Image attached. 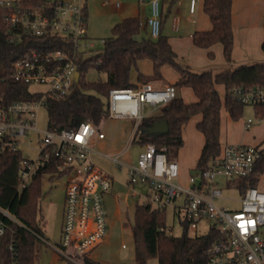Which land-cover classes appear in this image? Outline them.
<instances>
[{"label": "built area", "instance_id": "2783aa9c", "mask_svg": "<svg viewBox=\"0 0 264 264\" xmlns=\"http://www.w3.org/2000/svg\"><path fill=\"white\" fill-rule=\"evenodd\" d=\"M148 5V15L142 24L151 37L162 32V0H139ZM84 0H53L36 6L21 0H0L7 10L6 19L17 27L12 39L21 41L24 35L54 36L64 39L71 50L65 48L33 50L13 63V76L25 83L47 85L39 99L16 100L0 106V141L3 147L20 149V143L31 132L43 133L36 160L24 156L20 170L21 187L31 180L41 163L50 155L57 158L58 173L67 175L65 205L60 242L51 243L41 237L59 255L77 262L75 255L90 253L109 233L107 195L114 177L94 160L99 153L110 158L118 168H125L127 185H146L141 203L166 210L172 207L181 223L197 231L202 221L208 223L205 234L215 233V240L207 249L206 264H264V190L257 185L241 190L242 179L253 174L261 157L262 146L227 143L205 169L196 168L185 181L180 179V166L171 158L165 145L143 142L137 160H124L121 155L130 144L139 141L145 131L141 122L153 112L161 110L177 97L175 83L156 86L142 82L131 87L111 88L107 96L108 117L129 119L133 128L129 143L115 154L96 150L95 143L105 137L101 127L91 121L81 122L73 129H46L37 126L38 110L45 107L48 96L65 94L75 83L78 56L93 47L88 37L84 15ZM196 0H191L190 11H195ZM174 28H178L174 21ZM101 43L105 38L99 39ZM235 100L244 105L264 104V82L251 86L236 85L230 90ZM148 107V108H147ZM252 118L246 126L250 127ZM221 180L225 181L221 185ZM224 186L237 189V206L218 203L223 198ZM7 213V211H4ZM161 229L168 230V226ZM171 229V228H169ZM4 226L0 225V235ZM204 234V235H205ZM15 254L14 243L8 245Z\"/></svg>", "mask_w": 264, "mask_h": 264}, {"label": "trees", "instance_id": "16d2710c", "mask_svg": "<svg viewBox=\"0 0 264 264\" xmlns=\"http://www.w3.org/2000/svg\"><path fill=\"white\" fill-rule=\"evenodd\" d=\"M21 1L25 5L36 6L53 0ZM232 3L233 0H204V11L209 15L212 27L209 30H196L192 35L194 44L199 47L209 48L221 42L229 65H232L234 46ZM6 14L7 10L0 6V106H7L16 100L39 99L43 95L42 92L31 91L29 83L14 78L12 66L16 60L33 50H71L67 41L54 36L24 35L21 41L13 40L12 33L18 28L9 23ZM84 15L87 22V4L84 6ZM166 16L167 14H162V32L157 38L150 36L140 15L127 16L113 25L112 34L105 38L102 51L86 57L79 54V82H75L69 92L56 93L45 99L48 128L73 129L84 121H91L101 127L109 114L107 100L103 98L107 99L111 88L131 87L152 79H162V68L168 64L179 74L176 86L191 87L196 100L188 102L177 96L158 113L143 119V129L159 119H166L169 130L157 135H149L144 131L139 142L165 145L169 156L174 158L184 143V125L192 116L201 114L196 128L203 134L204 144L196 168H207L209 161L221 150L222 106H225L234 120L239 119L243 113L245 105L234 99L230 94L231 88L264 82V61L230 66L217 72H196L188 64L179 61L169 37L163 33ZM262 48L264 50V40ZM208 55L214 57L212 51ZM145 59L152 62V72L149 74L143 73L139 68V61ZM90 68H95L105 77L94 81L86 80L85 72ZM133 71H136V80H132ZM219 84L225 86L223 99L217 88ZM253 107L256 115L264 119V104ZM23 159L21 149L3 147L0 141V225L4 226V232L0 235V264H35L40 259L38 241L43 237L39 219L40 201L44 194L42 180L46 174L58 172V161L51 154L47 162L37 167L27 185L21 187L20 170ZM263 172L264 146L255 171L242 179L241 190L257 185ZM134 220L135 259L139 264H148V260L154 257L159 264L207 263V249L215 240V233L191 235L188 224L185 223L181 235L170 234L161 229L167 226L166 210L144 203L136 205ZM11 242L15 247L14 255L8 247ZM84 264L101 262L85 256Z\"/></svg>", "mask_w": 264, "mask_h": 264}, {"label": "rangeland", "instance_id": "374dc122", "mask_svg": "<svg viewBox=\"0 0 264 264\" xmlns=\"http://www.w3.org/2000/svg\"><path fill=\"white\" fill-rule=\"evenodd\" d=\"M88 9V21H87V34L93 41V47L90 50H86L85 57L98 53L103 50V43L100 42V38L109 37L112 34L113 25L119 21L123 15L124 3L127 0H84ZM134 1V0H131ZM136 7H137V1ZM255 4L254 12L252 13V25L251 30L244 35L238 37L233 47V61L232 64H236L241 58L246 55L256 56L255 62L264 61V50L262 48V39L264 36V23L261 19V9L264 7V0H252ZM117 3L120 6H117ZM190 0H175L172 11L166 12L167 16L163 26V33L176 42L177 49H175L185 59L187 57H194L196 62V53L198 51H204L205 48L199 47L191 40L190 33H193L195 29H199L202 26L205 15L202 10V0H197V14L195 18L198 23L188 20ZM134 4V5H135ZM257 6V9H256ZM134 12L137 13V8ZM144 20V14L141 13ZM179 16L181 20L178 22L179 28L173 27L174 16ZM261 20V22H260ZM221 45V44H219ZM220 51H216L214 48V59L209 60L211 66H219L225 62L221 48ZM198 54V53H197ZM204 54V55H205ZM179 56V61L182 62V57ZM207 57V55H206ZM140 69L149 71L151 66L150 60L139 61ZM236 66V65H234ZM103 73H99L95 68H90L85 72V79L88 81L98 80L104 78ZM177 71L174 68L167 70L166 78L169 80H176ZM132 79H136V71L132 73ZM156 79L149 80L152 82ZM48 87L44 84L32 83L30 84L31 91H44ZM222 99L225 96V89L219 90ZM193 90L189 86H179L177 96L183 97L186 101L193 100ZM103 99L106 100L104 97ZM148 108V107H147ZM159 111L153 112V114ZM201 114L192 116L183 127V140L184 143L178 153V159L182 164L188 159L191 160L189 165L192 168L183 166L181 168V181H185L187 175L195 172V165L197 159L195 158L200 145L203 144V136L201 132L196 128V123L200 120ZM248 118H252L251 126L248 128L246 123ZM264 119L256 115L255 109L252 105H245L241 117L237 120H232L228 111L222 106V130L221 141L227 136L229 142L233 140L237 143L243 144H260L264 146V131L256 130L260 124H263ZM37 126L42 132L48 129V113L45 107H41L38 110ZM104 131L105 137L98 139L95 143L97 151L108 154H115L122 150L128 143L133 128V122L129 119L110 118L108 117L101 125ZM263 130V129H262ZM259 134L257 140L253 141L252 138L255 134ZM43 133L31 132L20 143V149L23 155L29 159L36 160L39 155L41 142L40 138ZM262 134V135H260ZM141 139V136L140 138ZM142 149V143L135 141L130 144L126 151L121 155L124 160L136 161L140 150ZM94 160L102 169L109 172L114 177L113 187L110 191V195H107V206L109 211V235L105 239L104 243L98 245L90 254L96 255L98 261L105 264H139L135 259L136 244L133 234L134 225V211L138 203L142 202V194L146 192L145 185L141 183L127 185L128 174L126 169L118 168L116 164L108 157L102 154H94ZM54 175V176H53ZM67 175L58 174V172L48 173L42 180L43 196L40 201V213L39 219L42 224L43 237L49 240L51 243L60 242L61 230L63 223V213L65 205V191H66ZM221 185L225 184V181L221 180ZM259 188L264 190V172L260 175ZM240 196V192L237 189H229L224 186L223 198L218 199V203L227 206H237L239 203L235 199ZM166 223L168 226L167 232L173 235H181L184 232V225L181 223L178 215L174 212L172 207L166 209ZM171 228V229H169ZM208 231V223L202 221L198 225V230H189L191 235H204ZM38 248L40 252V259L35 264H76L75 262L68 263V259L55 254V250L50 245H47L43 240L38 241ZM78 263H84L85 255H75L76 252H71ZM148 264H159L156 257L148 260Z\"/></svg>", "mask_w": 264, "mask_h": 264}, {"label": "crops", "instance_id": "0c3cea01", "mask_svg": "<svg viewBox=\"0 0 264 264\" xmlns=\"http://www.w3.org/2000/svg\"><path fill=\"white\" fill-rule=\"evenodd\" d=\"M256 2H257V0H255ZM136 1L134 0V1H131V0H127V2H125L124 4V10H126V12L124 11V12H122V15H123V17L121 18V19H123V18H125V17H127V16H136V15H140L141 17H142V15H141V13H143L144 14V20H143V18H142V21H145V19H146V17H147V15H148V5L147 4H144V3H141L139 0L137 1V7H136ZM175 3V0H162V7H163V13H165L166 14V12H167V10L168 11H172V7H173V4ZM135 4V5H134ZM190 5H191V0H190V3H189V7H188V11H189V16L187 17L188 18V20H190V21H192V22H194L195 24H197L198 23V20L195 18V15L197 14V0H196V5H195V11L194 12H191L190 11ZM117 6L119 7L120 6V4H118L117 3ZM134 6H135V9L137 8V13L136 12H134ZM202 7V10H203V14L205 15V17H204V21H203V24H202V26L201 27H199V29H195V31L196 30H209V29H211V27H212V22H211V19H210V17H209V15L204 11V0H202V5H201ZM254 7H255V4H253V2H252V0H233V3H232V29H233V35H234V41H236V39H238V37H239V35L240 36H242V35H244L245 37L247 36L245 33H247L248 31H250L251 30V25H252V13L254 12ZM256 9H257V6H256ZM261 19L263 18V23H264V7H262V9H261ZM120 19V20H121ZM119 20V21H120ZM181 20V18L179 17V16H174V21L177 23V25H178V28H179V24H178V22ZM118 22V21H117ZM260 22H261V20H260ZM173 24H174V22H173ZM264 26V25H263ZM194 31V32H195ZM193 32V33H194ZM193 33H190V35L189 36H191V40H192V42H193V39H192V35H193ZM89 37V36H88ZM103 38H106V37H103ZM263 40H264V36H263V39H262V42H263ZM170 41V43H171V45H172V47H173V49L175 50V49H177V46H176V42H174L172 39H170L169 40ZM219 44H221V45H219ZM234 46H235V42H234ZM233 46V47H234ZM203 48H205V47H203ZM214 48H216V51H220V49L219 48H221V50H222V53H223V44L221 43V42H217V43H215V44H213L212 46H210L209 48H205V52H206V54L204 53V51H198L197 53H196V51H195V56L197 57L196 58V62H194L195 60H194V57L192 56L191 58H189V57H187V59H185L183 56H181L176 50V53L178 54V56H181L182 57V62H184V63H186V64H188L190 67H191V69L192 70H194V71H196V72H202V71H206V70H212L213 72H217V71H219V70H221V69H223V68H228V67H230V66H232V67H236V66H239V65H241V64H251V63H254L255 61L253 60L254 59V57H256V56H252V55H246L245 54V56L243 57V58H241L236 64H232V65H229L228 63H227V61H226V59H225V57H224V59H225V62H223L221 65H219V66H215V67H213V66H211V63H210V61L208 60L207 61V59L209 58L210 60H213L214 59V57H210L209 55H208V52L209 51H212L213 53H214ZM205 54V55H204ZM215 54V53H214ZM206 55H207V57H206ZM232 55H233V51H232ZM215 56V55H214ZM223 56H224V53H223ZM145 60H147V59H145ZM142 61V60H141ZM148 61V60H147ZM234 65H236V66H234ZM170 65H168V64H166V65H164L163 66V68H162V74H163V76H164V78H162V79H156V80H154V81H152V83L154 84V85H156V86H164V85H166V84H168V83H176V80L174 81V80H169V79H167L166 78V73H167V70L168 69H170ZM139 68H140V66H139ZM172 68V67H171ZM141 70V69H140ZM142 71V70H141ZM143 73H145V74H149V73H151L152 72V62H151V66H150V68H149V71H146V70H143L142 71ZM177 76L178 77H176V79H178L179 78V74H178V72H177ZM133 80V79H132ZM134 80H136V79H134ZM179 88V87H178ZM217 88H218V90H221V88L222 89H225V86L223 85V84H219V85H217ZM193 94H194V92H193ZM221 94V93H220ZM193 100H191V101H194V100H196V96H195V94L193 95ZM222 97V96H221ZM186 101V100H185ZM188 102H190V101H188ZM225 107V106H224ZM226 109V108H225ZM227 110V109H226ZM160 111V110H159ZM229 113V112H228ZM229 116H230V114H229ZM201 117H202V115H201ZM231 117V116H230ZM201 119V118H200ZM232 119V118H231ZM249 119V118H248ZM232 120H234V119H232ZM199 121V120H198ZM245 123H247V122H245ZM249 128V127H248ZM263 129V130H262ZM221 130H222V109H221ZM256 130H260V132H262V131H264V122H263V124H260L258 127H256ZM262 133H264V132H262ZM202 134V133H201ZM258 133L257 134H255L254 136H253V138H252V140L253 141H255V140H257V137H258ZM260 135H262V134H260ZM202 136H203V134H202ZM221 138H222V136H221V131H220V143H221V147L223 146V145H225V144H227V143H237V141H235V140H233V142H229V140H228V137L226 136L225 138H224V141H221ZM203 144H204V136H203ZM203 144H201L200 145V148H199V150H198V152H197V154H196V156H195V158L197 159V162H198V159H199V156H200V153H201V149H202V146H203ZM250 145H258V146H260V144L258 143V144H250ZM181 149V148H180ZM180 149H179V151H180ZM179 151H178V153H179ZM175 159H177L178 160V162H179V166H180V179H181V172L183 173V171H182V169L181 168H184L185 166H187V168H192L190 165H189V163H191L190 161L191 160H187V161H184V164H182V167H181V162L179 161V159H178V154H177V156H175L174 157ZM184 166V167H183ZM196 166H197V164L195 165V167H194V169H196ZM185 169V168H184ZM187 177H188V175H187ZM187 179V178H186ZM260 179V178H259ZM258 183H259V181H258ZM258 183H257V186H258ZM144 185V184H143ZM145 187H146V185H145ZM259 187V186H258ZM147 188V187H146ZM263 190V189H262ZM108 195H110V193L108 194ZM108 235H109V233H108ZM108 237V236H107ZM106 237V238H107ZM105 241V240H104ZM104 241L101 243V244H103L104 243ZM100 244V245H101ZM99 245V246H100ZM98 247V246H97ZM96 247V248H97ZM55 254L57 255V256H59V254L57 253V252H55ZM89 257L91 258V259H95V260H97V258H96V255H89ZM72 261H69L68 260V263H71ZM76 264H82V263H78V262H75ZM84 264V263H83ZM101 264H105V263H103V262H101Z\"/></svg>", "mask_w": 264, "mask_h": 264}, {"label": "water", "instance_id": "95a60500", "mask_svg": "<svg viewBox=\"0 0 264 264\" xmlns=\"http://www.w3.org/2000/svg\"><path fill=\"white\" fill-rule=\"evenodd\" d=\"M81 73L79 70L75 72V82H79ZM169 130V125L166 119H159L153 123L150 127L145 129V132L149 135L165 134Z\"/></svg>", "mask_w": 264, "mask_h": 264}]
</instances>
